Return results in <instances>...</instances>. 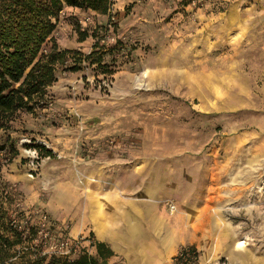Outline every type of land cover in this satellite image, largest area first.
Returning <instances> with one entry per match:
<instances>
[{
    "label": "rangeland",
    "instance_id": "rangeland-1",
    "mask_svg": "<svg viewBox=\"0 0 264 264\" xmlns=\"http://www.w3.org/2000/svg\"><path fill=\"white\" fill-rule=\"evenodd\" d=\"M52 38L82 58L102 53L112 75L89 61L69 72V59L31 112L0 120V219L23 233V261L95 256L69 210L74 184L86 188L104 167L132 173L141 160L159 170L172 159L176 174H209L228 166L230 138L264 137V0H112L106 15L64 8ZM176 202L160 199L165 210L175 206L170 215ZM63 239H77L78 252L62 255Z\"/></svg>",
    "mask_w": 264,
    "mask_h": 264
},
{
    "label": "crops",
    "instance_id": "crops-1",
    "mask_svg": "<svg viewBox=\"0 0 264 264\" xmlns=\"http://www.w3.org/2000/svg\"><path fill=\"white\" fill-rule=\"evenodd\" d=\"M249 138H230L228 166L215 165L212 174H176L172 159L159 170L141 160L133 162L132 173L104 167L86 188L74 184L72 231L106 245L113 254L107 262L116 264H173L179 247L187 246L199 264L211 258L264 261V204L258 203V192L264 196V137L260 143ZM165 197L177 201V215L160 205Z\"/></svg>",
    "mask_w": 264,
    "mask_h": 264
},
{
    "label": "trees",
    "instance_id": "trees-1",
    "mask_svg": "<svg viewBox=\"0 0 264 264\" xmlns=\"http://www.w3.org/2000/svg\"><path fill=\"white\" fill-rule=\"evenodd\" d=\"M111 5L112 0H0V120L20 110L31 112L30 103L35 98L46 97L47 88L56 81V67L63 66L69 59L72 62L66 67L69 72L80 71L81 63L89 61L103 74L112 75L103 62L102 53L92 52L82 58L78 51L60 50L52 38L62 9L71 7L106 15ZM76 33L78 42L89 36L88 31L80 27H76ZM47 42L51 46L43 54ZM50 155V151H46V156ZM5 219H0V264H107L113 256L106 245L94 243L96 256L83 253L71 261L56 258L23 261L30 250L23 245L26 239L11 220ZM185 251L188 264H197L196 250L189 246ZM13 258L20 261L14 263ZM179 260L175 259L177 264Z\"/></svg>",
    "mask_w": 264,
    "mask_h": 264
},
{
    "label": "built area",
    "instance_id": "built-area-1",
    "mask_svg": "<svg viewBox=\"0 0 264 264\" xmlns=\"http://www.w3.org/2000/svg\"><path fill=\"white\" fill-rule=\"evenodd\" d=\"M88 21L90 22V18L79 20V23L81 25H86ZM167 209L169 213H173L175 211V206L172 204L168 205ZM56 246H57V249L61 251V254L67 257H69L70 254H76L79 250V244H78L77 239H73L72 241L69 239H63L61 241H58ZM186 249L187 247L181 249L178 252L177 257H176L180 259L178 264H188L189 262L188 257L184 254L186 252L185 251ZM197 261H198V258H197Z\"/></svg>",
    "mask_w": 264,
    "mask_h": 264
},
{
    "label": "bare ground",
    "instance_id": "bare-ground-1",
    "mask_svg": "<svg viewBox=\"0 0 264 264\" xmlns=\"http://www.w3.org/2000/svg\"><path fill=\"white\" fill-rule=\"evenodd\" d=\"M144 73V72H143Z\"/></svg>",
    "mask_w": 264,
    "mask_h": 264
}]
</instances>
